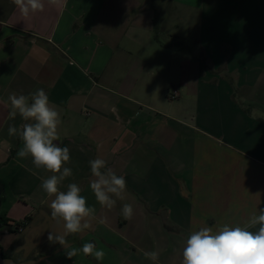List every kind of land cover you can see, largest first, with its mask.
Here are the masks:
<instances>
[{
    "label": "crops",
    "instance_id": "obj_1",
    "mask_svg": "<svg viewBox=\"0 0 264 264\" xmlns=\"http://www.w3.org/2000/svg\"><path fill=\"white\" fill-rule=\"evenodd\" d=\"M40 88L60 113L55 143L70 150L59 190L77 183L96 209L66 239L94 242L103 261L69 259L48 240L64 232L40 188L52 173L16 155L8 129L24 121L9 117L8 96ZM253 109L264 112V0H45L27 18L0 0V264H154L143 251L181 264L192 231L264 208V119ZM97 157L126 178L111 210L89 188ZM13 223L24 231L6 233Z\"/></svg>",
    "mask_w": 264,
    "mask_h": 264
},
{
    "label": "clouds",
    "instance_id": "obj_2",
    "mask_svg": "<svg viewBox=\"0 0 264 264\" xmlns=\"http://www.w3.org/2000/svg\"><path fill=\"white\" fill-rule=\"evenodd\" d=\"M56 2L48 0L50 4ZM13 3L25 18L45 9V0H13ZM8 102L9 117L14 119L19 115L24 121L19 128L10 126L8 129L9 135L18 136L22 142L17 157H31L35 169L52 173L41 178L40 188L47 196L54 197L49 204L51 217L57 223L63 222L64 232L50 231L48 240L61 245L69 259L82 253L98 262L103 261L106 253L94 242L71 247L66 239L69 234L88 229L90 224L86 218L94 217L96 209L87 204V197L81 194L82 189L77 183L68 184L66 191L59 190L62 182L73 175L72 169L64 166L71 159L69 148L55 143L60 139V113L50 104L49 96L42 88L29 95L13 93L8 96ZM250 115L253 119H264V112L259 109H253ZM88 163L93 177L89 188L95 200L101 207L113 209L117 199H124L125 176L117 175L103 158L97 157ZM120 213L124 220H131L133 206L123 203ZM143 256L156 264L159 252L143 251ZM182 257L181 264H264V208L257 209L243 224L205 225L192 231L186 239Z\"/></svg>",
    "mask_w": 264,
    "mask_h": 264
},
{
    "label": "built area",
    "instance_id": "obj_3",
    "mask_svg": "<svg viewBox=\"0 0 264 264\" xmlns=\"http://www.w3.org/2000/svg\"><path fill=\"white\" fill-rule=\"evenodd\" d=\"M178 95H179V92H178V90L175 89L173 91V93L170 95V97L172 99H174V98H177ZM24 228H25L24 223H13V224H11L9 226H6L5 229H4V231L6 233L11 232V231H15L17 233H21V232L24 231Z\"/></svg>",
    "mask_w": 264,
    "mask_h": 264
},
{
    "label": "rangeland",
    "instance_id": "obj_4",
    "mask_svg": "<svg viewBox=\"0 0 264 264\" xmlns=\"http://www.w3.org/2000/svg\"><path fill=\"white\" fill-rule=\"evenodd\" d=\"M225 137H226V140H227V141H232V140H231V137H230L229 135L225 134Z\"/></svg>",
    "mask_w": 264,
    "mask_h": 264
}]
</instances>
